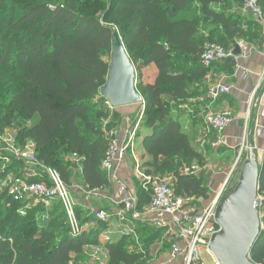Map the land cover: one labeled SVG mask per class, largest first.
Masks as SVG:
<instances>
[{"label": "trees", "instance_id": "1", "mask_svg": "<svg viewBox=\"0 0 264 264\" xmlns=\"http://www.w3.org/2000/svg\"><path fill=\"white\" fill-rule=\"evenodd\" d=\"M82 2L100 3L103 15L83 10ZM232 4L243 0H0V128L15 129L21 146L32 141L37 160L56 170L66 186L72 178L64 156L76 154L86 191L106 189L101 162L108 139L98 122L109 113L99 89L106 83L116 30L135 71L151 64L157 70L155 81L135 82L144 102L146 129L138 135L148 156L144 172L160 177L169 172L177 196L208 199L204 176L179 169L178 159L189 168L195 161L201 166L204 158L168 103L177 106L205 94L204 78L213 65L232 72L230 56L210 67L201 63L205 41L229 50L237 40L255 38L260 25L243 28L239 16L229 12ZM259 4L264 14V0ZM260 163L258 193L264 197V148ZM1 164L2 158L0 180L19 176L25 165L20 159L5 168ZM30 180L45 181V175ZM151 193L143 182L136 210L149 203ZM35 201L26 206L0 190V264H79L86 247L100 244L106 264H142L150 262L148 245L168 228L154 223L149 229L135 221L142 249L131 244L132 231L101 243L104 221L90 213L80 219L84 211L75 209L79 231L73 233L59 200ZM249 255L264 264V227Z\"/></svg>", "mask_w": 264, "mask_h": 264}, {"label": "built area", "instance_id": "2", "mask_svg": "<svg viewBox=\"0 0 264 264\" xmlns=\"http://www.w3.org/2000/svg\"><path fill=\"white\" fill-rule=\"evenodd\" d=\"M243 9L246 12L252 13L257 22L263 20L264 14L259 0H243ZM233 50L234 48L226 50L217 43L205 41L200 58L201 63L206 67H210L212 64L226 57H232ZM228 91L229 88L225 84L216 82L210 85L207 94L210 99H216L219 95L225 94ZM231 120L232 115L228 110L209 111L204 114V123L207 130L219 137ZM105 135L108 139V148L101 162V168L117 184L114 198L109 199L110 204L115 209V214L123 218L125 213H129L130 215L132 214L135 220L145 215L149 219H153L150 222L155 223L157 226H168V228L173 229L177 239L172 245L171 255L173 258L182 255L183 264H209L205 260L206 255L211 258V264H220L210 251L207 242L219 231V226L215 221V213L221 194L225 188V183L207 205L196 209L190 202L188 203L191 199L177 196L171 185L165 182L162 177L146 174L141 169L140 161H138L134 153L135 130L129 129L127 133H123L116 126L107 128ZM4 142H7V139L2 138L0 134L1 150L5 148L11 151L16 159L23 160L25 165L23 173L19 176L7 175L1 182V188L14 200L20 202L33 199L43 201L46 205H49L52 200H59L65 209L72 232H78L79 226L75 214V201L59 173L52 168L44 166L37 160L35 146L32 141H28L22 146L15 145L17 147L13 145L15 143L4 147ZM218 142L219 138L212 145L216 146ZM71 156V160L80 164V158L76 154H71ZM127 157L134 160V175L137 178H141L146 184H150L152 189L149 203L140 211L136 210L138 198L135 190L129 184L120 182L117 178L118 169L125 163ZM4 160H8V158L4 157ZM35 168L41 171V173L37 172ZM190 169L197 171L198 166L193 165ZM42 173L45 175V181L30 180V178ZM256 200L261 229L264 227L262 222L263 212L261 211L264 198L261 194L257 193ZM180 212L183 213L184 220H179L176 216ZM95 216L100 221L107 222L109 220V212L105 209H99ZM142 264L154 263L146 262Z\"/></svg>", "mask_w": 264, "mask_h": 264}, {"label": "rangeland", "instance_id": "3", "mask_svg": "<svg viewBox=\"0 0 264 264\" xmlns=\"http://www.w3.org/2000/svg\"><path fill=\"white\" fill-rule=\"evenodd\" d=\"M83 4V10H86L88 12H91L93 15L100 17L104 13V6H101L100 3L97 2H88ZM264 17V16H263ZM238 41H236V45L239 47ZM235 45V46H236ZM156 68L153 64L149 65L148 67L142 69L140 72L135 71V82L139 79H141L144 82H153L156 79L157 72ZM100 101V98H96V101ZM105 103V109L109 113V118L107 119H101L98 122V127L100 130L105 133L107 130L108 124L110 122L116 124L123 133H127L129 129H133L136 131L135 135V140H134V153L137 158H139V155L142 153V147H141V139L138 135H141L145 131V118H144V102L141 98V102L132 104V105H125V106H119V107H110V105L106 102ZM169 106L172 108L174 107V103L170 102L168 103ZM103 103L100 102L98 104L99 108H102ZM104 106V105H103ZM98 107H94L93 110L96 111V109H99ZM94 113V112H93ZM117 114L118 116H114ZM183 130L187 133L189 136V139L191 143L195 146V148L201 153V155L204 158L203 164L200 166L198 162H193L194 165L198 166L199 170L194 171L188 168L184 163L180 162V159L177 160V162L181 165L179 167L180 170H182L185 173H193L195 175H209V178L212 173H218L219 171H225L226 175L218 183V190L217 193L220 191L222 186L225 183V188L221 194L220 200L226 196V194L233 189V187L236 184L237 177H238V172L239 168L242 164V162L248 158V147H247V139L241 140L240 145H238V149H229L227 147H220L221 149H218L216 146L211 145L210 143L212 142L211 140L213 139L211 137V133H207V139L205 140L204 138H201V140L195 139L190 133L188 132L187 128L183 126ZM16 131L13 129L11 126H7L4 128H0V134L2 138L7 139V142H4L5 146L7 147L8 145H11L12 143L14 146H21V144L17 143L15 134ZM12 145V146H13ZM1 146V144H0ZM13 146V147H14ZM15 146V147H17ZM12 148V147H11ZM10 148V149H11ZM0 158H2V164L1 168H5V166H8L13 159H16L14 154L11 151L6 150L3 148L1 150L0 148ZM256 153L257 159L261 157V152L259 150H253ZM36 153V150H35ZM37 154V153H36ZM4 157H7L8 160H4ZM72 156L71 154H67L64 156V160L69 162V170L71 172V180H72V185L67 186L69 189L74 201H75V209H81L84 211V214L81 215L80 219H83L84 216L87 214L94 215L97 213V211L101 208V202L97 196H92V192H87L86 188L83 186L82 183V178H81V165L78 163H75L74 160H71ZM131 159V158H130ZM133 160V159H132ZM74 161V162H73ZM140 161L141 164V169L145 170L144 166L142 165L141 159L138 160ZM134 160H133V165L132 169L130 170V176L128 173V177H123V178H117L120 180V182L131 184L135 192L137 193L138 189L142 187V179L137 178L134 174ZM37 172H40L35 168ZM227 170H230L227 172ZM17 172V171H16ZM108 176V174H107ZM133 176V177H132ZM153 176H159V174L154 173ZM109 177V176H108ZM136 177V178H135ZM206 177V176H205ZM0 180V190H3L1 188V182L5 179ZM135 178V179H134ZM165 182L169 183L173 187L174 179L171 173H165L162 177ZM208 178V181H209ZM112 180V178H110ZM133 179V180H132ZM114 180V179H113ZM127 180H130L129 182ZM135 180V181H134ZM115 182V180H114ZM205 184L207 186V191H209V186L207 182V177L205 180ZM215 191V192H216ZM216 193V194H217ZM84 197V199H83ZM264 198V197H263ZM190 200L191 205H193L196 209H200L201 203L196 200ZM37 201L33 199H27L23 203L27 205H32ZM261 211L264 214V202L263 205H261ZM96 217V216H95ZM147 218V219H146ZM135 221H138L139 225L144 224L146 227L151 229L154 227V223L150 222L153 221V219H149L145 215H142L140 218L138 217L136 220L135 218L132 217V214L130 215L129 213H125L124 217L120 218L115 214V210L112 208L109 210V220L105 222L104 224L106 225L105 229L102 228V232L100 233L99 239L100 242H105L106 239H113V235H120L121 233H126V232H131L134 234L135 233V228L138 227L135 223ZM88 226V225H87ZM161 231L159 232V237L155 239L152 243L148 245L149 249V261L153 262L154 264H163L162 260H166L165 264H183L182 262V255L178 256L177 260L175 262L170 261L169 259L171 257L165 255V254H170L172 250V245L176 241L177 236L174 233L173 229L170 228H162L160 229ZM142 239L139 238L134 234L133 238L131 241V244L136 243V247L139 249H142L144 246L140 244V240ZM101 242V243H102ZM132 247V246H131ZM164 254V255H163ZM79 260V264H106L107 261V252L105 251V248L100 245H91L85 248L83 255L81 256Z\"/></svg>", "mask_w": 264, "mask_h": 264}, {"label": "crops", "instance_id": "4", "mask_svg": "<svg viewBox=\"0 0 264 264\" xmlns=\"http://www.w3.org/2000/svg\"><path fill=\"white\" fill-rule=\"evenodd\" d=\"M219 6L218 4L216 7L219 8ZM229 12L239 16L240 25L245 29L248 28L249 23L257 22L252 13L244 11L243 4H232ZM257 23L260 25V29L257 30L253 40H237L241 53L232 56L234 60L232 72L222 69L219 65H213L204 78L207 90L210 85L222 82L229 88V91L219 95L216 99H210L207 94L208 91H206L205 94L188 98L186 102L179 103L172 108L174 115L179 118L181 124L187 128L190 135L195 139L201 140V138H204L206 140L207 133H211L213 139L210 144L212 145L219 138V142L216 145L218 149L227 147L236 150L241 140L244 141L245 138L247 142L251 143L253 150L263 151L264 148V17L261 22ZM224 110H228L231 113L232 120L219 137L207 130L204 123V114L209 111ZM261 157L258 158L259 163L261 162ZM137 159H141L142 162L148 159L144 149H142V153ZM132 165L133 160L127 157L125 163L118 169V178L128 177V173L130 176ZM193 165L192 163L189 168ZM229 171L227 170V172ZM212 174L210 178L207 174L203 175L205 180L207 177L209 191L207 193L208 199H196L198 202H202L201 206L207 205L216 196L217 185L225 177L226 172L223 170ZM108 179L109 186L106 189L96 190L91 194L99 198L102 204L100 209H105L109 212L113 208L109 199L114 198L117 184L113 179L111 180L109 177ZM127 181L129 182L130 180ZM129 186L133 188L131 184ZM191 199L195 200V198ZM176 216L179 220H184L182 212L177 213ZM118 236L113 235V240L117 239ZM165 255L171 257L169 260L172 262H175L178 258V256L173 258L171 253ZM205 260L209 264L212 262L208 255L205 256ZM162 263L165 264L166 260H162Z\"/></svg>", "mask_w": 264, "mask_h": 264}, {"label": "water", "instance_id": "5", "mask_svg": "<svg viewBox=\"0 0 264 264\" xmlns=\"http://www.w3.org/2000/svg\"><path fill=\"white\" fill-rule=\"evenodd\" d=\"M241 53L236 45L233 56ZM135 68L116 30L112 33V49L106 83L99 89L108 104L113 107L141 102L135 86ZM248 158L238 172L235 186L216 208L215 221L219 226L207 244L220 264H256L250 251L260 234V218L256 208L260 164L251 143Z\"/></svg>", "mask_w": 264, "mask_h": 264}]
</instances>
